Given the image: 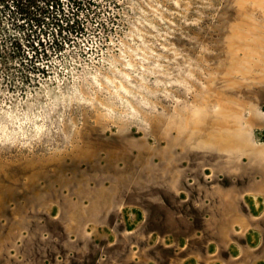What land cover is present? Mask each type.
Instances as JSON below:
<instances>
[{
  "label": "rangeland",
  "instance_id": "rangeland-1",
  "mask_svg": "<svg viewBox=\"0 0 264 264\" xmlns=\"http://www.w3.org/2000/svg\"><path fill=\"white\" fill-rule=\"evenodd\" d=\"M198 7L203 24L177 29L187 90L134 120L81 108L69 141L0 150V264H264V0ZM67 20L48 56L78 34Z\"/></svg>",
  "mask_w": 264,
  "mask_h": 264
},
{
  "label": "clouds",
  "instance_id": "clouds-1",
  "mask_svg": "<svg viewBox=\"0 0 264 264\" xmlns=\"http://www.w3.org/2000/svg\"><path fill=\"white\" fill-rule=\"evenodd\" d=\"M60 3L64 16L79 22V32L39 62L43 74L35 83L0 75V150L69 141L76 130L71 114L81 108L138 119L156 110L157 97H171L172 88L187 90L196 79L177 43L180 25L199 28L204 22L199 7L189 18L192 0ZM206 5L209 0H200Z\"/></svg>",
  "mask_w": 264,
  "mask_h": 264
},
{
  "label": "trees",
  "instance_id": "trees-1",
  "mask_svg": "<svg viewBox=\"0 0 264 264\" xmlns=\"http://www.w3.org/2000/svg\"><path fill=\"white\" fill-rule=\"evenodd\" d=\"M2 15L7 17L10 28L22 34L20 37L5 35ZM67 19L60 0H0V69L10 71L21 66L24 81L31 79L30 73L41 72L35 61L48 56V46L42 38L51 34L50 45L59 46V38L68 26ZM14 39H19L20 43H14ZM24 60L30 62L31 68L22 66Z\"/></svg>",
  "mask_w": 264,
  "mask_h": 264
}]
</instances>
